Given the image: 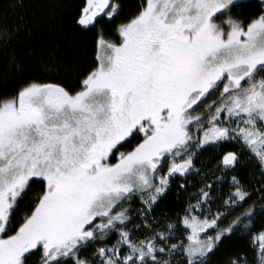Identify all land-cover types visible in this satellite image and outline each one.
<instances>
[{
    "label": "snow or ice",
    "instance_id": "1",
    "mask_svg": "<svg viewBox=\"0 0 264 264\" xmlns=\"http://www.w3.org/2000/svg\"><path fill=\"white\" fill-rule=\"evenodd\" d=\"M0 264H264V0H0Z\"/></svg>",
    "mask_w": 264,
    "mask_h": 264
},
{
    "label": "trees",
    "instance_id": "2",
    "mask_svg": "<svg viewBox=\"0 0 264 264\" xmlns=\"http://www.w3.org/2000/svg\"><path fill=\"white\" fill-rule=\"evenodd\" d=\"M130 5H133L135 3V0H128ZM134 10V8L132 9ZM109 38L114 39V36H110ZM211 153H204V155L201 157V159H203L205 161V163L208 162L209 158H210ZM198 182V178L197 180L193 181V185L196 184ZM197 189H195L194 187L189 188V193L188 195H191V193L193 191H196ZM226 191V189H225ZM187 204V196H184L183 199H178L177 198V194H176V189L175 186L173 188V192L172 194L169 196V198L167 200L164 201V203L161 205V208H166L169 210V212L171 214H174L178 211H180L182 206H186ZM260 224L259 221L256 224V228L259 229ZM242 250V251H248L249 254L250 253V249H249V237L248 236H244V237H237L230 245L229 248L226 251H233V250ZM223 257L222 256H218L215 258V260L219 261L222 260Z\"/></svg>",
    "mask_w": 264,
    "mask_h": 264
},
{
    "label": "rangeland",
    "instance_id": "3",
    "mask_svg": "<svg viewBox=\"0 0 264 264\" xmlns=\"http://www.w3.org/2000/svg\"><path fill=\"white\" fill-rule=\"evenodd\" d=\"M194 202V201H193ZM181 238H183V237H181Z\"/></svg>",
    "mask_w": 264,
    "mask_h": 264
}]
</instances>
